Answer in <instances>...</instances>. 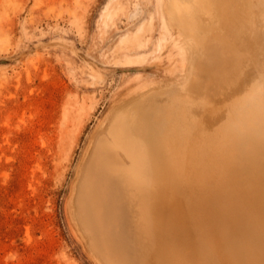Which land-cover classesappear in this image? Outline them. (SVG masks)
<instances>
[{
    "label": "rangeland",
    "instance_id": "374dc122",
    "mask_svg": "<svg viewBox=\"0 0 264 264\" xmlns=\"http://www.w3.org/2000/svg\"><path fill=\"white\" fill-rule=\"evenodd\" d=\"M162 1L0 0V264H105L75 217L83 169L98 141L110 143L116 116V140L135 128L136 108L140 126L158 118L165 133L177 106L170 93L189 88L181 30L194 31L170 22L168 7L210 17L200 0Z\"/></svg>",
    "mask_w": 264,
    "mask_h": 264
},
{
    "label": "bare ground",
    "instance_id": "6f19581e",
    "mask_svg": "<svg viewBox=\"0 0 264 264\" xmlns=\"http://www.w3.org/2000/svg\"><path fill=\"white\" fill-rule=\"evenodd\" d=\"M176 4L169 21L194 26L181 30L190 50L180 54L195 97L170 93L163 134L158 118L140 126L139 108L127 140L111 121L110 143L98 141L83 169L76 220L105 264H264V6L200 0L204 23Z\"/></svg>",
    "mask_w": 264,
    "mask_h": 264
}]
</instances>
